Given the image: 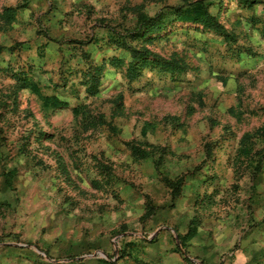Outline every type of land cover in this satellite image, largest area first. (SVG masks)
I'll return each instance as SVG.
<instances>
[{
	"label": "rangeland",
	"instance_id": "1",
	"mask_svg": "<svg viewBox=\"0 0 264 264\" xmlns=\"http://www.w3.org/2000/svg\"><path fill=\"white\" fill-rule=\"evenodd\" d=\"M173 254L264 264V0H0V264Z\"/></svg>",
	"mask_w": 264,
	"mask_h": 264
},
{
	"label": "trees",
	"instance_id": "2",
	"mask_svg": "<svg viewBox=\"0 0 264 264\" xmlns=\"http://www.w3.org/2000/svg\"><path fill=\"white\" fill-rule=\"evenodd\" d=\"M176 15H177V17L179 16L182 19H184L185 21H192V22H195L196 24H200V25L204 26L205 28L212 29L215 31L222 30V28H223L219 24L217 19L209 13L208 9L205 7V4L202 2L194 3L188 7V10H186L184 12L178 11V12H176ZM147 27H148V25L144 26V28H147ZM163 28L164 27L159 22V24H157L156 26L150 27L151 30H147L145 35L143 34L141 36V32H140V34H136V36H137V38L138 37L139 38H141V37L147 38L150 33L152 34L155 31H161V30H163ZM141 29L143 30V28H141ZM141 29H140V31H141ZM133 53L135 55V62H137L138 59H148V58L154 57V55H152V53L147 49H144L142 51L137 50V51H134ZM154 59L157 61L159 60L158 57H155ZM51 100L53 101V103L55 105H65V106L67 105V103L59 101V99L56 97L52 98ZM192 264H194V263H192Z\"/></svg>",
	"mask_w": 264,
	"mask_h": 264
},
{
	"label": "crops",
	"instance_id": "3",
	"mask_svg": "<svg viewBox=\"0 0 264 264\" xmlns=\"http://www.w3.org/2000/svg\"><path fill=\"white\" fill-rule=\"evenodd\" d=\"M163 249V248H162ZM165 252H166V250H165ZM166 254V253H165ZM175 257H172V255H170L171 257H169V260H177V259H179L180 261H181V263L180 264H183V262H182V260L180 259V257L179 256H177V254H173ZM168 258V257H167ZM176 258V259H175Z\"/></svg>",
	"mask_w": 264,
	"mask_h": 264
}]
</instances>
